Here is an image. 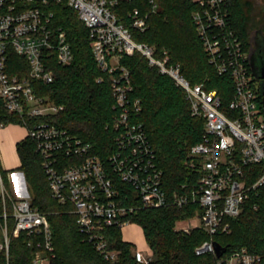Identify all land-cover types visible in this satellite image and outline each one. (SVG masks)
<instances>
[{
	"label": "built area",
	"instance_id": "obj_1",
	"mask_svg": "<svg viewBox=\"0 0 264 264\" xmlns=\"http://www.w3.org/2000/svg\"><path fill=\"white\" fill-rule=\"evenodd\" d=\"M120 1L131 0H0V100L9 114L23 121L52 199L68 205L67 213L75 217L82 239L108 264L119 262V251L109 247L108 230L122 233L136 211L169 206L198 208L184 220L190 226L175 231L201 229L209 239L195 247L194 254L215 256L213 236L229 233L230 220L239 217L264 188V108L248 51L233 26L230 0H191L195 6L191 20L207 62L232 85L225 104L216 90L190 85L179 65L167 63L165 51L158 54L153 46L134 40V32L148 27V16L157 7L153 0H148L146 12L137 8L127 12V24L113 11ZM60 3L74 10L86 29L94 65L102 74L95 83L106 79L110 88L114 135L105 160L91 151L90 144L50 121L64 106L36 92V83H52L51 62L65 66L73 58L66 33L55 24L51 10ZM10 52L22 58L26 73H8ZM135 54L170 77L184 91L190 115L203 119L202 140L190 147L184 160L191 177L170 195L144 125L136 121L141 103L132 96L130 72L121 63L123 57ZM249 166H259L252 181L255 171H246ZM8 183L0 172V251L5 263L9 264L10 241L24 235L34 250L31 263L49 264L54 246L46 214L31 205L27 186H21L25 195L19 196ZM131 254L135 264L151 263L148 247L134 248ZM258 263L264 264V253L240 248L216 258L215 264Z\"/></svg>",
	"mask_w": 264,
	"mask_h": 264
},
{
	"label": "trees",
	"instance_id": "obj_2",
	"mask_svg": "<svg viewBox=\"0 0 264 264\" xmlns=\"http://www.w3.org/2000/svg\"><path fill=\"white\" fill-rule=\"evenodd\" d=\"M157 7L148 16V27L142 33H133L134 40L153 46L156 53L165 51L167 63L177 64L180 74L190 85H203L205 90H216L223 104L232 94V85L226 76L216 75L208 64L191 20L195 6L191 0H153ZM252 0H230L233 26L249 50L250 32L264 31V10L257 12ZM137 8L149 10L148 0L120 1L113 9L118 18L127 24V12ZM54 22L66 33L72 52V61L65 66L50 63L53 81L49 85L36 83V92L64 106V110L50 121L66 129L72 135L90 144L91 151L105 160L113 148L112 97L106 79L96 84L102 74L94 65L87 32L77 14L60 3L52 6ZM256 11V12H255ZM130 72L132 96L141 103L136 121L143 123L158 166L163 173V186L167 194L175 191L180 183L191 177L184 160L191 146L199 143L203 135V119L190 115L189 103L184 91L167 75L146 64L139 54L121 60ZM9 74H24L27 66L21 57L10 52L7 65ZM0 123L22 125L15 114H9L0 100ZM22 171L31 192V205L46 214L49 222L54 257L49 264H108L77 231L75 217L64 206L52 199L40 159L34 152L32 141L25 137L16 144ZM259 166L251 181L258 176ZM4 181L6 171L0 170ZM249 180V181H250ZM254 204L257 206L253 209ZM198 211L194 205L176 208L141 209L128 217L143 233L152 253L150 264H215L212 254L196 256L194 249L209 239L201 229L189 233L175 231V224L191 218ZM24 235L10 241L9 264H32L33 248L27 246ZM110 248L119 251L118 264H135L131 250L133 245L122 239L118 229L107 232ZM213 241L225 250L226 258L235 250L246 248L251 253H264V188L251 200L236 219L230 220V232L213 236ZM0 264L5 263V253L0 251ZM261 264V263H258Z\"/></svg>",
	"mask_w": 264,
	"mask_h": 264
},
{
	"label": "rangeland",
	"instance_id": "obj_3",
	"mask_svg": "<svg viewBox=\"0 0 264 264\" xmlns=\"http://www.w3.org/2000/svg\"><path fill=\"white\" fill-rule=\"evenodd\" d=\"M252 1L255 4L254 6H255L256 11L257 12L261 11V9L258 7L256 0H252ZM258 84H259V82H258ZM6 127H7V132L4 134L6 144L0 148L2 149L1 151H2L3 159L5 161H7L10 165L11 164L13 165L16 163V157L14 155V151L12 150L10 143H11V141H13L15 139H19V138L23 137L26 134V129L23 126H19L17 124H12V123L7 124ZM20 172H22V171H20ZM22 174H23V172H22ZM6 175H7V173H6ZM23 176H24V174H23ZM27 191H28L27 192L28 195L30 196V200L32 202L31 192L28 188H27ZM11 192L13 193L12 190H11ZM195 219L197 220V223H199V218L195 217ZM189 226H190L189 221H182V222H178L175 224V227L178 230H180L181 228H188ZM122 234H123L124 239L130 240L134 243L133 249L135 248L137 250H145L147 248L142 230L137 224L131 223L127 226H124L122 228Z\"/></svg>",
	"mask_w": 264,
	"mask_h": 264
},
{
	"label": "water",
	"instance_id": "obj_4",
	"mask_svg": "<svg viewBox=\"0 0 264 264\" xmlns=\"http://www.w3.org/2000/svg\"><path fill=\"white\" fill-rule=\"evenodd\" d=\"M248 62L253 76L259 81L262 108H264V32L261 28L251 31L249 35ZM224 248L214 243L215 257L219 258Z\"/></svg>",
	"mask_w": 264,
	"mask_h": 264
},
{
	"label": "crops",
	"instance_id": "obj_5",
	"mask_svg": "<svg viewBox=\"0 0 264 264\" xmlns=\"http://www.w3.org/2000/svg\"><path fill=\"white\" fill-rule=\"evenodd\" d=\"M18 125V124H17ZM7 125L5 126H2L0 128V147H2L3 145H5V138H4V134L7 132ZM21 126V125H19ZM26 135V134H25ZM25 135L19 139H15L13 141H11V147H12V150L14 151V155L16 157V163L15 164H9L7 161H5L3 159V156H2V149L0 148V169L3 170V171H6L7 173V179H9V188L13 190L14 193H16L17 195L19 196H23L25 195V191L24 189H22V185L23 186H27L24 182V179H23V174L22 172H20L18 169L19 165H20V160H19V157L17 155V152H16V144L21 141L22 139L25 138ZM122 239L128 243H131L133 246H134V243L130 240H127V239H124L123 237V234H122ZM147 247V246H146Z\"/></svg>",
	"mask_w": 264,
	"mask_h": 264
},
{
	"label": "flooded vegetation",
	"instance_id": "obj_6",
	"mask_svg": "<svg viewBox=\"0 0 264 264\" xmlns=\"http://www.w3.org/2000/svg\"><path fill=\"white\" fill-rule=\"evenodd\" d=\"M258 7L262 10H264V0H256ZM262 30V29H261ZM264 32V31H262ZM251 33V32H250Z\"/></svg>",
	"mask_w": 264,
	"mask_h": 264
}]
</instances>
